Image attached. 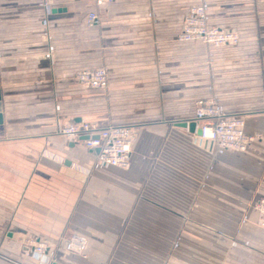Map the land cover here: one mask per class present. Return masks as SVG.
Wrapping results in <instances>:
<instances>
[{
    "label": "crops",
    "instance_id": "0c3cea01",
    "mask_svg": "<svg viewBox=\"0 0 264 264\" xmlns=\"http://www.w3.org/2000/svg\"><path fill=\"white\" fill-rule=\"evenodd\" d=\"M197 5L239 43L181 42ZM98 68L107 89L78 84ZM0 93V264H264V0H0ZM201 100L258 140L193 139L177 125ZM73 123L134 129L130 167L59 134Z\"/></svg>",
    "mask_w": 264,
    "mask_h": 264
},
{
    "label": "built area",
    "instance_id": "2783aa9c",
    "mask_svg": "<svg viewBox=\"0 0 264 264\" xmlns=\"http://www.w3.org/2000/svg\"><path fill=\"white\" fill-rule=\"evenodd\" d=\"M115 1L95 0V4L100 8ZM100 19L98 12H90L87 24L98 25ZM179 40L221 48L237 45L239 36L209 26L205 7L197 5L190 8L185 16ZM75 79L85 89L108 88V73L105 68L79 72ZM192 122L196 123L197 130L201 132L200 136L197 133L191 134L193 139L225 151L245 152L259 138L246 132L243 119L227 115L212 100L196 103L195 118ZM59 134L69 140L81 142L92 152L99 150L97 157L103 165L122 170L130 167L133 143L136 139V132L130 127L101 128L88 123H73L61 128ZM254 208L260 215L259 225L264 229V200L259 201ZM24 246L27 252L32 251L39 256L47 255L49 249L45 242L38 240L27 241ZM85 246L84 239L74 236L67 241L66 250L80 254L85 250Z\"/></svg>",
    "mask_w": 264,
    "mask_h": 264
},
{
    "label": "water",
    "instance_id": "95a60500",
    "mask_svg": "<svg viewBox=\"0 0 264 264\" xmlns=\"http://www.w3.org/2000/svg\"><path fill=\"white\" fill-rule=\"evenodd\" d=\"M2 122V104H1V93H0V124ZM180 129L188 130L191 134L197 133V135H201V132L197 130V125L195 122H192L190 124L183 123L177 125ZM96 153H99V150L96 151Z\"/></svg>",
    "mask_w": 264,
    "mask_h": 264
}]
</instances>
